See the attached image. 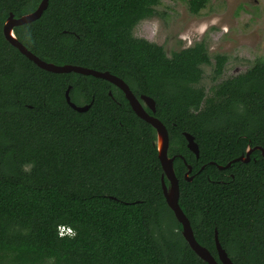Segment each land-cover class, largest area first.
I'll return each instance as SVG.
<instances>
[{
    "label": "trees",
    "instance_id": "trees-1",
    "mask_svg": "<svg viewBox=\"0 0 264 264\" xmlns=\"http://www.w3.org/2000/svg\"><path fill=\"white\" fill-rule=\"evenodd\" d=\"M40 1L0 0V264H207L163 196L155 130L123 92L90 75L47 72L4 38L9 15L31 13ZM207 3L187 0V8L198 14ZM158 4L48 0L38 19L13 32L45 62L108 71L137 98H152L155 112L145 109L167 130L178 205L197 243L220 264L216 231L233 264H264V157L254 150L248 162L233 161L247 145L264 149V60L207 92L203 41L167 56L133 35ZM225 62L214 56L213 78ZM69 86L86 111L67 104ZM60 226L71 233L59 235Z\"/></svg>",
    "mask_w": 264,
    "mask_h": 264
},
{
    "label": "rangeland",
    "instance_id": "rangeland-1",
    "mask_svg": "<svg viewBox=\"0 0 264 264\" xmlns=\"http://www.w3.org/2000/svg\"><path fill=\"white\" fill-rule=\"evenodd\" d=\"M133 35L174 51L205 43L210 64L202 66L200 86H211L237 76L255 60H264V0H208L191 14L187 0H159L155 14L140 21ZM225 55L223 72L213 78L214 56Z\"/></svg>",
    "mask_w": 264,
    "mask_h": 264
},
{
    "label": "water",
    "instance_id": "water-1",
    "mask_svg": "<svg viewBox=\"0 0 264 264\" xmlns=\"http://www.w3.org/2000/svg\"><path fill=\"white\" fill-rule=\"evenodd\" d=\"M47 4H48V0H41L37 8L33 12L22 15L19 18H14L12 14H10L9 17L4 21L2 26V32L4 38L13 47H15L22 55H24L28 60L32 61L37 67L47 72H51L55 74L73 72L82 75H90L110 82L111 84H113L123 92L133 112L140 119L150 124L152 128L155 130L156 137L154 144L157 149V157L159 159L162 169V174H161L162 193L166 203L173 212L176 220L181 224L182 237L184 238L190 249L199 258H201L207 264H218L216 259L209 253V251L197 243V241L194 238L190 223L178 205V192H179L178 180L173 170L174 156L169 157L167 154V150H168L167 130L159 119L149 114L145 109L146 107L152 113H154L155 112L154 100L145 95H140L139 98H137L129 89V86L121 78L109 73L108 71L101 72L91 68H85L76 65H56L53 63L45 62L40 58H38L36 55H34L32 52H30L24 45H22L17 40L13 32V27L38 19L41 16L42 12L46 9ZM69 90H70V86L66 89L64 93L67 104L77 112L86 111L89 108V105L78 106L75 103H73L69 97ZM109 95H111V93H109ZM160 136L162 137L161 140H160ZM183 136L186 140V147L188 148V150L192 152L196 157H198L199 155L198 146L195 143L193 136L186 132L183 133ZM254 150H259L262 156L264 157V149L262 147H258V146L250 147L249 145H247L244 154L233 161L248 162L250 159L249 158L250 154ZM230 163L226 164L225 166L216 165V167L222 170L229 167ZM190 172H191V167L187 165V171L184 174V178H186L189 181H191L192 179V176H189ZM164 179L168 181V185L164 183ZM214 242H215L218 261L220 262V264H233V262L228 257L225 250L222 248L220 242L218 241L216 231L214 232Z\"/></svg>",
    "mask_w": 264,
    "mask_h": 264
},
{
    "label": "built area",
    "instance_id": "built-area-1",
    "mask_svg": "<svg viewBox=\"0 0 264 264\" xmlns=\"http://www.w3.org/2000/svg\"><path fill=\"white\" fill-rule=\"evenodd\" d=\"M58 231H59V235H64V234H70L71 233V230L66 228V227H63V226H60L58 228Z\"/></svg>",
    "mask_w": 264,
    "mask_h": 264
},
{
    "label": "bare ground",
    "instance_id": "bare-ground-1",
    "mask_svg": "<svg viewBox=\"0 0 264 264\" xmlns=\"http://www.w3.org/2000/svg\"><path fill=\"white\" fill-rule=\"evenodd\" d=\"M161 138H162V137L160 136V140H161Z\"/></svg>",
    "mask_w": 264,
    "mask_h": 264
},
{
    "label": "clouds",
    "instance_id": "clouds-1",
    "mask_svg": "<svg viewBox=\"0 0 264 264\" xmlns=\"http://www.w3.org/2000/svg\"><path fill=\"white\" fill-rule=\"evenodd\" d=\"M58 234H59V231H58Z\"/></svg>",
    "mask_w": 264,
    "mask_h": 264
},
{
    "label": "flooded vegetation",
    "instance_id": "flooded-vegetation-1",
    "mask_svg": "<svg viewBox=\"0 0 264 264\" xmlns=\"http://www.w3.org/2000/svg\"><path fill=\"white\" fill-rule=\"evenodd\" d=\"M262 155V154H261Z\"/></svg>",
    "mask_w": 264,
    "mask_h": 264
}]
</instances>
